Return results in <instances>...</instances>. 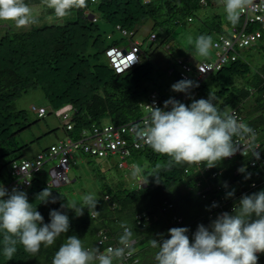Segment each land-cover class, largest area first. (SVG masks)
Instances as JSON below:
<instances>
[{"label":"trees","instance_id":"16d2710c","mask_svg":"<svg viewBox=\"0 0 264 264\" xmlns=\"http://www.w3.org/2000/svg\"><path fill=\"white\" fill-rule=\"evenodd\" d=\"M40 1L25 0V3ZM209 5H215V0H203V3L200 0H148L147 3L145 0H88L87 8L74 10V17L63 23L0 30V167L23 156L24 145L18 143L16 136L29 124L25 123L24 110L13 108V100L28 89L38 87L52 112L62 108L71 112L68 136L74 140L88 137L89 142H92L95 132L106 124L101 123L102 118L107 123L119 125L138 118L141 115L138 102L146 101L151 92L143 84L152 79V68L141 50V43L133 40L137 27L145 20L150 21L141 41L152 45L156 27L170 30L183 19L190 21L195 12ZM50 11L46 8L42 10ZM256 14L261 15L263 12L257 11ZM91 15L93 19H90ZM218 18L219 14H212L209 19L204 17L199 32L220 34L219 24L216 23ZM241 22L242 16L236 25L226 19L229 26H239ZM248 24L247 28L257 25ZM263 38L264 31L259 40ZM134 42L139 51L138 62L116 72L105 56V49L111 46L126 47ZM180 58L186 61L185 57ZM176 66L179 67L178 64ZM178 72L177 69H170L167 74L174 75V81L177 82L181 80ZM237 79L241 80L239 84ZM200 82L198 87L193 88L195 93L184 101L186 105L194 99H207L209 93H213V103L221 112L226 107H235L251 127L264 129V56L256 66L238 57L207 74ZM207 84L213 86L206 95H202L201 90L209 87ZM156 98L162 104L165 101L159 95ZM124 144L125 154L120 150L107 154L118 157L115 166L119 169L128 168L126 159L131 155H141L150 166L144 168L142 182L157 163L166 164L169 159L147 145L134 147L130 141ZM244 163L245 160L237 156L224 159L209 171L216 172L215 177L210 179L205 177L207 172H194V165L162 167L159 182L155 177L148 176L147 183H140L135 188L120 183L102 197H97L99 202L95 210L84 208L81 216L71 209L62 208L61 205L69 201L60 187L45 184L37 173L24 190L29 202L36 206L44 223L50 222V210L66 213L69 230L52 247L41 246L36 256H31L22 245L17 244V251L10 260L3 255V233H0V264H52L55 252L70 235L80 238L85 248L98 247L101 252H106L108 247L121 246L119 237L123 234L122 225L133 230L135 242L133 254L124 264H156L154 257L158 249L150 246V240L159 239L157 234L162 233L167 238L169 228L187 227V235L192 239L198 224L208 226L218 214L226 211L231 213L242 195L264 190L260 174L254 169L245 167L246 173L251 174L248 179H245L246 173H234ZM186 166L189 167L188 176L182 174ZM0 177L5 180L2 174ZM195 181L201 183V188L209 186L204 197L195 194L191 186ZM252 181L256 183L255 186L249 185ZM225 182L227 187L224 186ZM216 186L224 190H217L223 198L219 201V208L209 217V199L219 197L213 191ZM45 188L57 198L55 203L41 202L39 193ZM229 191H234L232 197L227 196ZM140 214L145 215L147 220L139 217L136 224L135 215ZM103 236L106 237L105 241L99 243L98 240L101 241ZM257 255V264H264V253Z\"/></svg>","mask_w":264,"mask_h":264},{"label":"clouds","instance_id":"9594fccd","mask_svg":"<svg viewBox=\"0 0 264 264\" xmlns=\"http://www.w3.org/2000/svg\"><path fill=\"white\" fill-rule=\"evenodd\" d=\"M147 2L148 0H145V3ZM222 2L226 19L232 25H236L242 16V22L239 26H229V34L220 33L213 39L211 36L200 35L194 42L195 49L200 56L207 57L211 49L213 52L215 51L213 42L219 41L220 38L233 39L231 35L234 31L245 35L257 32L258 35L254 36L247 45L238 46L236 41L233 43L236 55L235 59L241 58L240 52L253 46L255 41L259 40L264 27H261L262 22L247 21L242 15L247 8L253 5V0H222ZM201 3H203V0ZM42 6L43 8L51 9L56 21L63 23L74 10L87 8L88 0H42ZM85 13L88 14L87 11ZM261 15L264 18V12ZM90 19H93L92 15ZM0 21L11 22L17 29H27L39 23V13L34 12L33 8L25 3V0H0ZM248 23H257V25L255 28H247ZM189 43H192L191 37H189ZM132 45H135V42ZM132 45L129 44L126 47L111 46L105 49V56L110 66L111 62L109 58L112 55L117 57L116 53L119 54V60L116 61L117 66H119L118 69L116 70L111 66L116 72H121L138 62L139 51L136 48L135 51L131 52L129 47ZM129 57H132V59L130 60ZM180 59L182 58L178 57L176 61ZM234 60H229L228 62ZM181 62L191 67L198 63L189 62L187 58L186 61L182 59ZM179 68L177 69L179 70ZM210 73H205L198 79L192 74L196 82L189 80L191 76L189 74L186 79L178 75L181 80L172 84L171 89L174 92L181 93L179 95L181 102L169 98L162 104L156 98L157 94L151 91L146 101L140 100L138 102L141 115L136 119L120 124L133 123L131 132L138 140L145 143H141L137 147L147 145L154 152L169 158L166 164L157 163L152 171L148 173L145 181H139L141 184L148 182V176L155 177L156 181L159 182L162 167L172 168L174 165L185 164L194 165L192 167L194 172H199L200 174L207 172L208 174L205 176L207 179L214 178L216 172H209L213 167H216L224 159L237 156L244 159L245 163L234 173H246L245 167L254 169L260 174L261 183L264 186L262 169L248 164L249 155L257 160L260 158L259 151H257L258 148L264 154V136L261 134L256 137V133L253 130L259 129L263 132L264 129H261L259 126L251 127L244 118V115L235 107H226L225 111L221 112L213 103L215 99L213 93H209L207 99H194L188 105L184 103L187 97L191 96V89L198 87V83ZM151 99L156 100L158 106H150V110H148L144 106L150 104ZM38 108L43 109V113L40 116L37 115ZM31 109L37 118H42L47 112L60 117L66 136L64 139L58 141H63L66 138L74 140L68 136L71 128V112L69 110L67 111V109L62 108L52 112L48 107L45 110L42 106H31ZM64 114L65 116H63ZM236 114L243 122L238 121ZM143 117H146L143 123H137ZM106 124L112 123L106 122ZM67 125L69 128H67ZM244 139L249 141L247 151L244 150V146L242 149L239 147L242 145L239 141ZM256 140L259 144L256 143ZM56 144L52 142L48 148L36 154L32 159L22 156L12 160L5 166L4 173L2 172V168L4 167H0V174L5 178V180H2L0 177V233H3V255L8 260L12 259L14 253L17 251V244L22 245L23 249L31 256H36L41 246L45 248L52 247L57 239L69 230V217L66 213L59 210H50V222L44 223L43 216L36 210V206L34 207L33 203L29 202L24 190L29 186L33 175H37L44 162L49 160H54V163L47 165L49 179L44 183L51 186H62L68 183L70 180H68L66 172L71 158L70 153L76 150L80 153L85 152L78 149H72L69 152L66 169L64 170L66 181L50 183L49 169L55 166L58 159L56 157L44 156L39 169L27 176V185H23L21 190L16 188L9 189V184L18 178L11 174L12 164L19 163L22 160L33 161L38 155H47L50 152V146ZM237 151H240L241 154H238ZM201 165L203 166L201 167ZM144 171L145 169L142 166L133 164L131 176L134 179L138 178ZM182 174L188 176L189 167H184ZM250 175V173H246L245 179L250 178ZM249 185L255 186L256 183L252 181ZM191 186L195 194L200 195V197H204L209 189L208 185L201 188L199 181L192 182ZM224 186L227 187L226 182ZM217 190H221L220 186H216L215 190L213 189L215 195L219 194ZM221 191L224 192V190ZM39 195L41 202L45 203H55L57 199L52 196L51 190L48 188L43 189ZM233 195L234 191L227 193L228 197H232ZM218 196H213L209 199V217L219 208V201H222L223 197L220 194ZM98 202L97 195L89 193L84 195L81 200H74L70 203L66 202L61 207L71 209L77 216H81L83 215L84 208H87L88 211L89 209L95 210ZM231 209L230 207L229 210ZM135 217L136 224L139 217L147 220V217L142 214L135 215ZM122 227L123 234L119 237V244L121 246L108 247L106 252H101L98 247L85 248L81 239L76 235L67 236L65 242L60 244L58 250L55 252L52 264H124V261L132 256V248L135 242L133 240V230L125 225H122ZM188 231L187 227H172L168 229L167 238H164L163 234L160 233L157 234L160 237L159 239L152 238L150 240V246L158 249L154 257L156 264H257V254L264 253V190L242 195L234 205L231 213L226 211L218 214L208 226L198 224L192 239L187 235ZM105 239L106 237L103 236L102 240H98V242L101 243Z\"/></svg>","mask_w":264,"mask_h":264},{"label":"rangeland","instance_id":"374dc122","mask_svg":"<svg viewBox=\"0 0 264 264\" xmlns=\"http://www.w3.org/2000/svg\"><path fill=\"white\" fill-rule=\"evenodd\" d=\"M28 5L33 8L34 12L39 13L38 24L60 23L57 22L54 15H52V11L42 12L44 9L42 0L38 3ZM73 14L74 13L65 20L73 18ZM212 14H219V18L216 22L219 24V31L224 34H229L230 28L226 23V14L224 12L222 0H215V5H209L199 9L195 12V15L191 16L190 21L183 19V22L173 26L174 28L170 30L156 27L153 30L155 39L152 45L148 44L147 41H141L143 34L146 33L150 26V21L145 20L142 25L137 27V32L134 34L133 40L141 43V50L152 68V79L143 84L146 86L147 90L155 92L164 100L173 98L181 101L179 96L181 93L174 92L171 89V85L176 83L174 81V75H168L167 71L170 69L175 71L177 69V57H185L189 62L214 59V52L212 49L207 57H202L197 53L194 46L196 38L200 35L211 36L212 39L214 35H216V33L212 32L203 34L199 32L204 17L209 19ZM4 29L20 30L11 22L0 21V30L2 31ZM189 37L192 38V43H189ZM240 54L241 58L248 61L251 66L258 65L264 56V38L256 40L253 46L243 49ZM189 80L196 82L192 74ZM240 82L241 80L237 79V84ZM198 84L200 85L201 82ZM207 85H209V87L201 90L202 95H206L207 92L210 91L211 86H213L212 84ZM191 90L192 96L195 90L193 88ZM31 106H42L47 110L48 104L38 87L28 89L13 100V108L24 110L26 116L25 123L29 124V126L21 130L16 136L18 143L24 145L23 157L28 159L34 158L36 154L48 148L52 142L56 144L58 140L64 139L66 136V132L62 128L60 117L49 112L45 113L42 118H37ZM105 122H107V120L102 118L101 123ZM70 154L71 158L66 172L68 180L70 181L59 186L69 203L74 200L79 201L84 195L89 193H95L97 197H102L120 183L128 188L138 187L139 181L144 179L145 173L134 179L131 176L132 165L138 164L143 168L150 167L148 162H146L141 155L136 154L126 159L128 168L123 169H119L115 166L118 157L112 154H107L108 156L103 157H91L86 153H80L78 151H72ZM51 163H54V160L44 162L38 173L39 178L43 182H47L49 179L47 165ZM5 169L6 167L2 168L3 173Z\"/></svg>","mask_w":264,"mask_h":264},{"label":"built area","instance_id":"2783aa9c","mask_svg":"<svg viewBox=\"0 0 264 264\" xmlns=\"http://www.w3.org/2000/svg\"><path fill=\"white\" fill-rule=\"evenodd\" d=\"M257 11L264 12V0H253V5L247 8L242 15L244 16V19H247V21L250 22L253 20L261 21L262 22L261 27L263 28L264 18L262 17V15L256 14ZM121 33L123 34L124 32L121 31ZM257 35H258L257 32H255L254 34L245 35L241 32L234 31L231 35L233 39L220 38L219 41L213 42L215 57L212 61H200L191 67L190 65L183 63L180 60H177V63L179 64L180 67L178 75L181 78L186 79L188 77V74L192 73L194 77L198 79L200 76H202L205 73H209L219 69L224 63L228 62L229 60L235 59L236 55L233 47V43L235 41L238 46L247 45L254 38V36ZM129 49L131 52H133L136 50V47L135 45H132L131 47H129ZM111 52H113V50H111ZM116 54L117 57L112 55V57L109 58V61L111 62V66H113L114 69L117 70L119 66H117L116 61L119 60L118 57L119 54L118 53ZM150 101H151L150 104L145 105L144 108L150 110V106H158L156 100L151 99ZM42 113H43V109L38 108L37 115L40 116ZM63 116H65V114ZM236 116L238 121L243 122L242 119L237 114ZM145 118L146 117L139 119L137 123L142 124ZM132 125L133 123L123 124V125L106 124L103 125L99 129V131L95 132L96 136L92 142H89L88 137L79 140H71L69 138H66L63 141L62 140L58 141L56 145L50 146V152L47 155H38L36 159L33 161L22 160L19 163L12 164L11 174L13 176H17L18 178L14 179L9 184V189L12 190L13 188H16L18 190H21L23 188V185H27L28 183L27 176H29V174L39 169L42 158L44 156H48L52 158L56 157L58 159L55 166L49 169V175L51 178L50 183L52 184V183H59L62 181H66L64 170L66 169L67 157L72 149H78L81 150L82 152L91 155L95 154V156L101 157L106 155L108 152H114L116 150H120L122 154H125L126 150L123 148V146L125 145L124 142L127 141L133 143L134 147H137L141 143L145 144L143 141L138 140L131 132ZM67 128H69L68 125ZM253 130L256 133V137H258L261 134L264 136V131L262 132L259 129H253ZM239 143L242 144L239 147L242 149L244 146V150L247 151L249 141L247 139H244V140H240ZM256 143H258L257 140ZM257 151H259L260 158L257 160L251 155H249L250 159L248 164L250 166H257L258 168L262 169V176L264 182V154L262 153V150L260 148H258ZM237 153L241 154L240 151H237Z\"/></svg>","mask_w":264,"mask_h":264},{"label":"snow or ice","instance_id":"6c2138e0","mask_svg":"<svg viewBox=\"0 0 264 264\" xmlns=\"http://www.w3.org/2000/svg\"><path fill=\"white\" fill-rule=\"evenodd\" d=\"M129 59L131 60V59H132V57H129Z\"/></svg>","mask_w":264,"mask_h":264},{"label":"bare ground","instance_id":"6f19581e","mask_svg":"<svg viewBox=\"0 0 264 264\" xmlns=\"http://www.w3.org/2000/svg\"><path fill=\"white\" fill-rule=\"evenodd\" d=\"M139 184H140V182H139Z\"/></svg>","mask_w":264,"mask_h":264}]
</instances>
